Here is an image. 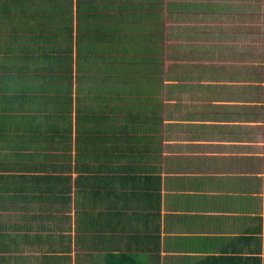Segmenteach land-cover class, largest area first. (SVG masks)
<instances>
[{
  "label": "crops",
  "instance_id": "0c3cea01",
  "mask_svg": "<svg viewBox=\"0 0 264 264\" xmlns=\"http://www.w3.org/2000/svg\"><path fill=\"white\" fill-rule=\"evenodd\" d=\"M262 36L228 50L234 68L209 67L210 86L151 147L93 158L70 189L0 191V264H264ZM7 107L4 125L26 115Z\"/></svg>",
  "mask_w": 264,
  "mask_h": 264
},
{
  "label": "trees",
  "instance_id": "16d2710c",
  "mask_svg": "<svg viewBox=\"0 0 264 264\" xmlns=\"http://www.w3.org/2000/svg\"><path fill=\"white\" fill-rule=\"evenodd\" d=\"M160 1L0 0V90L13 92L0 109L26 111L5 116L17 126L10 137L0 123V191L26 182L70 189L73 173L93 172V158L152 146L163 77L177 76L161 60Z\"/></svg>",
  "mask_w": 264,
  "mask_h": 264
},
{
  "label": "rangeland",
  "instance_id": "374dc122",
  "mask_svg": "<svg viewBox=\"0 0 264 264\" xmlns=\"http://www.w3.org/2000/svg\"><path fill=\"white\" fill-rule=\"evenodd\" d=\"M160 3H163L161 17L165 28L161 60L166 73L172 71L177 75L172 79L163 77L166 87L157 94L165 101L163 125L168 126L183 121V111L179 110L191 101L190 96L198 99L200 89L211 82V72L215 70L209 67L231 61H235L233 68L237 66L243 58L233 55L224 58L231 49L242 50L246 36L254 40L263 35L260 44L264 43V0H162ZM189 4L199 7L190 9ZM171 5L176 6L169 9ZM173 46L195 52L175 56ZM205 51L213 55L198 56ZM165 130L161 132L163 135L168 131Z\"/></svg>",
  "mask_w": 264,
  "mask_h": 264
}]
</instances>
